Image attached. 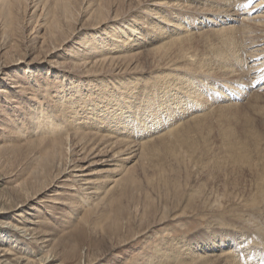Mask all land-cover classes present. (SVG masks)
Wrapping results in <instances>:
<instances>
[{"label": "rangeland", "instance_id": "1", "mask_svg": "<svg viewBox=\"0 0 264 264\" xmlns=\"http://www.w3.org/2000/svg\"><path fill=\"white\" fill-rule=\"evenodd\" d=\"M236 3L0 0V264H161V247L168 255L194 236L218 245L229 236L245 248L190 243L196 256L177 247L163 264H260L253 253L264 257V97L205 99L215 82H234L232 55H221L228 36L243 65L250 44L264 46V11L250 18ZM204 10L233 12L240 24H200ZM134 23L136 34L127 29ZM118 27L124 33L107 39ZM93 42L98 48L87 50ZM205 59L212 85L191 75L197 90L174 91L177 72H196ZM148 98L155 110L163 103L158 113ZM113 139L131 143L119 160L109 158ZM240 175L241 196L233 191Z\"/></svg>", "mask_w": 264, "mask_h": 264}, {"label": "bare ground", "instance_id": "2", "mask_svg": "<svg viewBox=\"0 0 264 264\" xmlns=\"http://www.w3.org/2000/svg\"><path fill=\"white\" fill-rule=\"evenodd\" d=\"M143 1V0H142ZM150 1H152V0H150ZM146 2V1H145ZM140 4V3H139ZM233 9V8H232ZM203 10V9H202ZM133 11V10H132ZM235 11V10H234ZM205 15V17L203 18V19H201L200 21H199V19L200 18H198V21H199V23L201 24V22L203 23V24H206V25H208L206 22H209V23H214V25L215 24H217L218 25V22H221V20H224L226 17H231L233 20H234V13L233 12H229V13H227L226 14V17H221V14H217L218 16H217V19H215L214 20V16H215V14H212V13H208V11H201L200 12V15ZM224 14V13H223ZM254 17H258L257 15L256 16H254ZM121 18V17H120ZM119 18V19H120ZM116 19V18H115ZM213 20V21H212ZM117 21V20H116ZM247 21V20H246ZM105 22V21H104ZM104 24V23H103ZM125 25V24H124ZM137 24H135L134 23V25L133 26H130V27H127V29L132 33V34H136V32L138 31L137 29V26H136ZM213 25V24H212ZM249 25V24H248ZM251 26V25H250ZM246 27V26H245ZM119 28V30L118 31H114V32H109L108 34H106L107 32H105L104 34L107 36L106 38L107 39H109V40H116V37H118V36H116V35H118V33L120 34V33H124V28L123 27H118ZM251 28V27H250ZM77 33V32H76ZM130 33V35L132 36V34ZM75 34V33H74ZM120 36V35H119ZM130 36V37H131ZM228 36V35H227ZM126 38V37H125ZM129 39V38H128ZM127 39V40H128ZM118 40V39H117ZM129 40H132L131 38L129 39ZM227 40L229 41V45H228V48L226 49V50H224V52L223 53H221V55L224 57V58H228V56H229V54H231L232 55V62H233V64H232V62L230 63V65L232 66L233 65V67H232V70L230 71V70H228V71H230L229 73H230V75L232 74V73H235V77L233 78V80L232 81H234V82H240V81H242L243 83H246V79H249L250 78V76H251V73L254 71L255 73H257V71L259 70V68H260V66H259V62L257 61V60H254V59H258L259 57H261V56H263L264 57V46L263 47H254L253 48V46H254V44H250V46H248V47H252V49L251 50H247V52H245V55L247 56L246 58L248 59L247 61H246V64H242L243 63V61H242V59L240 60L239 58H238V55H239V51H238V48L236 47V46H234L233 47V44H235V42L233 43V39L232 38H230L229 36L227 37ZM123 41V40H122ZM245 41V40H244ZM243 41V42H244ZM85 42V46H87L88 47V45H87V42H89V40H85L84 41ZM124 42V41H123ZM242 42V43H243ZM246 42V41H245ZM244 42V43H245ZM96 42H93V43H91V46L89 47V49L87 48V50H91V49H93V50H95V49H97L98 47L96 46V44H95ZM240 43V42H239ZM241 43V46L243 45ZM249 44V43H248ZM98 45V44H97ZM120 45V44H119ZM187 45V44H186ZM255 45H257V46H262L263 44H258V43H256ZM196 46V45H195ZM194 46V47H195ZM236 47V49H233V50H231L232 48H235ZM246 47H247V45H246ZM121 49V48H120ZM161 49V48H160ZM160 49H156L155 50V52H156V54H157V52H159V50ZM247 49H249V48H247ZM54 50V49H53ZM163 50V49H162ZM161 50V51H162ZM118 51V50H117ZM113 52V51H112ZM164 52V51H163ZM194 53V52H193ZM196 53V52H195ZM194 53V54H195ZM136 54V53H135ZM147 54H149V53H147ZM163 54V53H162ZM241 54H243L242 52H241ZM240 54V56H242ZM137 55V54H136ZM140 55H143V53H140ZM160 55H161V53H160ZM148 56V55H147ZM149 56H150V54H149ZM132 57V55L130 56V59H132L131 58ZM133 57H134V55H133ZM137 57V56H136ZM139 57V56H138ZM143 57V56H142ZM193 57V56H192ZM243 57V56H242ZM135 58V57H134ZM141 58V57H140ZM241 58V57H240ZM138 59V58H137ZM208 59V58H207ZM147 60V59H146ZM149 60L150 59H148V64H149ZM194 60V59H193ZM192 60V61H193ZM151 61H152V59H151ZM207 60L205 59L204 61L203 60H201V62L199 63V65H197V67H196V72H192L191 74H188V72H189V69L186 67V66H183V68L184 67H186V69H188V70H186V69H183L182 67H180V68H182L181 70H179L178 72H177V78H176V80L179 82V83H177V85H175L176 87L174 88V91L176 90V92L178 93V94H184L185 93V91L186 92H188L190 95L194 92V90H197V87L196 86H194V84H193V77H191V75H197V79H199L200 81H202L203 83H204V81H205V78H206V81H207V79H208V74H211V73H213V72H215V69L214 70H211L210 68H209V65H210V62H206ZM195 62V61H194ZM199 62V61H198ZM192 63V62H191ZM262 63H264V60H263V62ZM230 65H228V66H230ZM150 66V65H149ZM148 66V67H149ZM190 66V64L188 65V67ZM195 66V65H194ZM230 66V67H231ZM235 66V67H234ZM153 67V66H152ZM237 67V68H236ZM167 68H169V70L170 69H172V67L170 66V65H168L167 66ZM174 68V67H173ZM192 68H193V65H192ZM176 67H175V71H176ZM194 69V68H193ZM1 70V69H0ZM195 70V69H194ZM217 70V69H216ZM173 71V70H172ZM174 71V72H175ZM227 71V72H228ZM29 72V71H28ZM117 72V71H116ZM134 72V71H133ZM132 72V73H133ZM136 73H137V71H135ZM173 72V73H174ZM185 72V73H184ZM170 73V72H169ZM176 74V73H175ZM216 75V74H215ZM229 75V76H230ZM162 76V75H161ZM226 77H227V75H225ZM234 76V75H233ZM169 77V76H168ZM167 77V78H168ZM171 77V76H170ZM232 77V76H231ZM160 77L158 76V79H159ZM216 78V77H215ZM228 78V77H227ZM156 79V78H155ZM214 79V78H213ZM226 79V78H225ZM172 80V79H171ZM216 80V79H215ZM217 80H219V79H217ZM233 82V83H234ZM173 83V81L171 82V84ZM176 83V82H175ZM207 83H208V81H207ZM228 83H232L231 81H229ZM208 84H210V85H212V83H208ZM208 84H204L203 85V87H207V85ZM173 86H174V84H172ZM191 85H193L194 87H192ZM115 86H117V84L115 85ZM191 87H192V89H193V91H192V89H191ZM116 89H118L117 87H115ZM173 89V88H172ZM124 92V91H123ZM197 94L196 95H200V96H202V98H203V93H198V91L196 92ZM261 95V97L263 96L264 97V93H261V92H259ZM188 94V95H189ZM255 94H257V93H255ZM251 95V94H250ZM258 95V94H257ZM183 98H186L187 96L186 95H181ZM199 96V97H200ZM254 95L252 94V97H253ZM259 96V95H258ZM180 97V96H179ZM256 97V96H255ZM254 97V98H255ZM260 97V98H261ZM143 98V97H142ZM191 98V97H190ZM190 98H189V100H190ZM257 99V101H258V98H256ZM255 99V100H256ZM182 100V99H181ZM260 100V99H259ZM263 100H264V98H263ZM107 101V100H106ZM176 102L177 101H179L178 100V95H177V98H176V100H175ZM174 101V102H175ZM188 101V100H187ZM252 102V104H254L253 103V101H251ZM145 103H149V104H151V112L152 113H158L159 112V110L164 106L163 105V103L162 104H159L158 105V107L159 108H157L156 110L154 109V108H152V105L154 104L149 98L146 100V102ZM257 103V102H256ZM262 103V102H261ZM251 104V103H250ZM251 104V105H252ZM260 104V103H259ZM256 105V104H255ZM173 106V105H172ZM225 106V105H224ZM224 106H222V107H224ZM259 106V105H258ZM257 106V107H258ZM166 107H170L171 108V105L170 104H167L166 103ZM252 107V106H251ZM254 107H256V106H254ZM262 107H264L263 105H262ZM129 108V107H128ZM171 109H173V108H171ZM135 110V109H134ZM264 110V109H263ZM172 112H175V111H172ZM140 113V112H139ZM248 113H251V112H248ZM150 114V113H149ZM233 115V113L231 114V116ZM238 117H239V114L237 115ZM245 116V115H244ZM173 116L171 115V113H169V117H168V122H170V119H173L172 118ZM246 117V116H245ZM138 118V117H137ZM136 118V119H137ZM165 116H161V120L162 121H164L165 120ZM229 118V117H228ZM247 118V120H248V118H250V117H246ZM245 118V119H246ZM230 119V118H229ZM228 119V120H229ZM244 119V120H245ZM226 120V119H225ZM246 121V120H245ZM245 121H243V122H245ZM251 121V118H250V120H249V122ZM75 122V121H74ZM249 122H248V124H249ZM85 123V122H84ZM115 130H117L118 129V127L116 126L115 128H114ZM115 133H118L119 131H114ZM126 132V131H125ZM126 134V133H125ZM128 134V133H127ZM139 134V133H138ZM247 134V133H246ZM245 134V135H246ZM111 136V135H110ZM90 137V136H89ZM91 137H93V136H91ZM103 137H106V136H103ZM109 137V136H108ZM180 137H181V135H180ZM87 138V137H86ZM125 138V137H124ZM123 138V139H124ZM131 138V137H130ZM104 139V138H103ZM111 139H112V136H111ZM117 139V138H116ZM122 139V140H123ZM180 139V138H179ZM184 138H181L180 139V141L178 140V145L179 146H181V140H183ZM89 140V139H88ZM105 140H106V138H105ZM109 140H110V138H109ZM108 140V141H109ZM114 140V139H113ZM134 140V139H133ZM98 141V140H97ZM100 141V140H99ZM98 141V142H99ZM107 141V140H106ZM115 141V140H114ZM114 141H112V142H114ZM132 141V140H131ZM98 142H96V145H97V143ZM111 142V141H110ZM123 142H125V143H128L129 144V141H127V140H125V141H123ZM139 142V141H138ZM100 143V142H99ZM104 143V142H103ZM136 143V142H135ZM109 144V143H108ZM111 144H114V146H115V148L117 149H115V150H112V152L114 151V153H113V157L111 158V157H109L110 158V160H115V159H118L119 160V153H123V154H128V152H129V150L130 149H132V147H131V143H130V145H124L123 143H121V139H118L117 141H115L114 143H111ZM91 145V144H90ZM133 145H134V143H133ZM100 146H102V145H100ZM109 146L111 147V145L109 144L108 145V147H105V148H103L104 150H103V152H105V153H107L108 152V154L109 153H112L111 151H110V149L111 148H109ZM113 145H112V147H114ZM82 147V146H81ZM233 147V146H232ZM102 148V147H101ZM100 148V149H101ZM138 148V147H137ZM234 148V147H233ZM113 149V148H112ZM135 149H136V147H135ZM134 149V146H133V151L135 150ZM127 150V152L125 153V151ZM232 150V149H231ZM77 151V150H76ZM136 152L137 151H139L138 149H136L135 150ZM234 151V150H233ZM240 151V150H239ZM96 152V151H95ZM99 152V151H98ZM132 153V152H131ZM103 154V153H102ZM137 154V153H136ZM238 154V153H237ZM92 155V154H91ZM130 155V154H129ZM132 155V154H131ZM240 155H242L241 153H239V155H237V158H238V163H239V165H242L243 164V162H242V160L243 159H245V157L244 158H242V157H240ZM122 156V155H121ZM137 156V155H136ZM80 157V156H79ZM78 157V158H79ZM104 157V156H103ZM130 157H132V156H130ZM98 158V157H97ZM107 158V157H106ZM108 158V159H109ZM126 158H128V157H126ZM86 159V158H85ZM92 159V158H91ZM101 159V158H100ZM121 160V159H120ZM83 161V160H82ZM81 161V162H82ZM99 161V160H98ZM126 161V160H125ZM131 161V160H130ZM101 162H102V160H101ZM105 162V161H104ZM77 163H79L78 161H77ZM88 163V162H87ZM99 163V162H98ZM124 163V162H123ZM256 163V162H255ZM97 164V163H96ZM100 164V163H99ZM88 165V164H87ZM95 165V164H94ZM257 165H259V164H255L252 168H257L258 166ZM91 166V165H90ZM110 166V165H109ZM126 166V165H125ZM243 166V165H242ZM244 167V166H243ZM251 168V173L253 174V176H254V172H253V169ZM121 169V168H120ZM84 171V170H81V169H76L75 171ZM112 171V170H111ZM260 171V170H259ZM263 171H264V169L262 170V172H260L261 174H263ZM101 172V171H100ZM106 172H109V170L107 171L106 170ZM84 174L83 175H89V174H91V173H85V172H83ZM259 173V174H260ZM98 174V173H97ZM115 174V173H114ZM239 174H241V172H239L238 173V175ZM258 174V175H259ZM260 174V175H261ZM77 175V174H76ZM113 175V174H112ZM116 175V174H115ZM243 175V174H242ZM102 176V175H101ZM85 177V176H84ZM110 177H111V175H110ZM240 177H241V175L240 176H238V179L236 180V183H235V186L233 187V191L234 192H237L238 193V195L239 196H241V195H243L241 192H239V190H240V185H241V180H240ZM256 177H258L256 174H255V178ZM79 180V179H78ZM248 180V179H247ZM95 181V180H94ZM249 181V180H248ZM90 183V182H89ZM87 184V183H86ZM247 184V183H246ZM246 184H244V185H246ZM54 185V184H53ZM243 186V185H242ZM61 188V187H60ZM92 188V187H91ZM249 188H250V186H249ZM244 189H246V188H244ZM246 192H247V190H245ZM252 191V190H251ZM231 193H233L232 192V189H231V191H230ZM244 192V191H243ZM237 193H235V194H237ZM59 203V202H58ZM24 207V206H23ZM167 216V215H166ZM170 217H171V215H170ZM163 218H165V217H163ZM166 220H167V218H166ZM159 224V223H158ZM157 225V224H156ZM17 227V226H16ZM211 227V226H210ZM264 233V232H263ZM261 235V234H260ZM201 235H199L198 237H200ZM221 236H224V235H220V237ZM264 236V235H263ZM214 237V236H213ZM213 237H208V236H206V238H204V239H196L197 238V236L195 237H192V239H190V238H181L177 243L179 244L178 246H176V247H174V248H169L170 250V254H166V251L165 250H167V249H162V247H161V249L159 250V252L160 253H162V254H164L163 255V259H164V257H166L162 262H160V260H158V258L160 257H154V259H155V262L154 263H161V264H163V263H165V262H167V263H170V261H171V259L172 260H174L173 259V257L175 258L176 257V255L173 253L172 254V252H175V250H176V248L177 247H181L182 248V250H179V251H177L178 252V254L180 253V252H184V253H186V258H188V257H191L190 256V254H192V255H194V256H196L194 253V251L193 252H191L192 250V244H190V243H196V244H198V245H200V247H202L204 250H207V251H217V250H219V249H217L216 247H215V245H217L219 248H223V249H225L226 251L230 248V245L231 244H233V246L235 247V249L237 250V251H240V252H242L241 251V249H244L245 247H244V245L243 244H238L237 242H235V241H233V239L231 238V237H227V239H225V240H222V243L220 244V245H218V244H216V242H214V239H216L217 237H215V238H213ZM171 239V238H170ZM113 241V240H112ZM231 242V243H230ZM124 243V242H123ZM114 245V244H113ZM259 245V244H258ZM164 246V245H163ZM213 247V248H212ZM109 248V247H108ZM116 248V247H115ZM164 248V247H163ZM167 248V247H166ZM102 249V248H101ZM214 249H216V250H214ZM111 251V250H110ZM236 251V252H237ZM107 252H108V250H107ZM239 252V254H242V253H240ZM109 253V252H108ZM199 253V252H198ZM238 253V252H237ZM211 256V255H210ZM241 258L243 259V260H245V255L244 254H242V256H241ZM9 261V260H8ZM112 261V260H111ZM101 262V261H100ZM216 262V261H215ZM214 262V264H217V263H215ZM218 262V261H217ZM227 262V261H226ZM17 263V262H16ZM43 264V263H42ZM196 264V263H195ZM198 264V263H197Z\"/></svg>", "mask_w": 264, "mask_h": 264}]
</instances>
